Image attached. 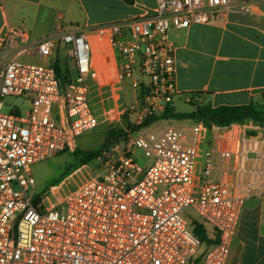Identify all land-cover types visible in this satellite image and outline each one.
Wrapping results in <instances>:
<instances>
[{
	"label": "built area",
	"instance_id": "1",
	"mask_svg": "<svg viewBox=\"0 0 264 264\" xmlns=\"http://www.w3.org/2000/svg\"><path fill=\"white\" fill-rule=\"evenodd\" d=\"M235 5L157 0L153 12L130 19L60 23L32 49L42 57L64 49L76 71L66 80L55 61L10 55L26 33L9 30L0 71V264H190L202 242L188 209L218 234L199 264L227 263L246 201L264 195V125L197 119L189 127L128 129L123 115L141 125L178 95L171 28L207 23ZM126 78L134 92L127 105ZM8 95H29L24 114L19 105L4 112ZM54 105L61 109L57 122ZM104 125L127 133L96 159L99 169L62 194L83 164L39 194L32 166L52 151L74 149L75 137ZM135 147L148 165L133 155Z\"/></svg>",
	"mask_w": 264,
	"mask_h": 264
},
{
	"label": "crops",
	"instance_id": "2",
	"mask_svg": "<svg viewBox=\"0 0 264 264\" xmlns=\"http://www.w3.org/2000/svg\"><path fill=\"white\" fill-rule=\"evenodd\" d=\"M234 2L223 17L169 31L176 45L178 95H185L187 101L201 92L215 106L254 102L264 107V0ZM156 4L157 0L132 4L124 0H0V71L2 43L10 29L26 33L12 45L10 55L35 61L29 63L51 64L57 58L60 61L63 50L42 57L32 45L52 34L60 23L130 19L153 12ZM194 64L204 67L203 74L208 76L196 78ZM263 199L264 195L246 201L226 264H264Z\"/></svg>",
	"mask_w": 264,
	"mask_h": 264
},
{
	"label": "rangeland",
	"instance_id": "3",
	"mask_svg": "<svg viewBox=\"0 0 264 264\" xmlns=\"http://www.w3.org/2000/svg\"><path fill=\"white\" fill-rule=\"evenodd\" d=\"M67 24H73V25H84L80 23H67ZM25 62H35L32 59L25 58L23 59ZM60 63L64 68L68 67L70 70V74L72 76L75 75V69L73 67L72 61L69 60V65L67 64L68 61H66L64 56V49L62 51ZM193 72L194 76L197 78V75L203 74V72L206 70L204 67L199 66L197 64H194L193 66ZM208 73H204L202 76H199L198 78H206ZM131 79L126 78L122 83V100L125 103V105L129 104L133 101L134 92L132 90V87L130 85ZM29 95H8L6 97V106L4 108V112H9L12 110V105H19L21 106L22 113L28 109V103L26 102ZM208 100L206 98H203V94L201 92L194 93L193 97L190 98V101L186 100L185 95H176L172 105L175 107L177 111H184L189 112L193 111L198 105L207 103ZM264 103V99H263ZM61 115V109L59 106L54 105L52 109V119L54 121H59ZM123 123L124 125L130 124V115L128 113H125L123 115ZM195 119L193 118H170V119H162L157 121L156 123H153L149 125L148 127H157L158 125H177V126H186L189 127L194 123ZM248 123H254L252 121H248ZM112 129H115L116 127H111ZM111 128H108L107 125L104 126H98L96 128H93L85 133H83L80 136H77L74 138L75 142V148H81L84 150H92L99 148L107 139L109 130ZM128 129H133V126H128ZM74 148V149H75ZM133 155L136 157V159L143 165H148L151 162V159L148 158L144 151L140 148L135 147ZM76 163V159L73 156V149L57 152L52 151L45 159L42 161L34 164L32 166L33 175L36 180V186L37 191L39 194H43L46 191H49L52 184L55 180H59V178H62L66 174H68L70 171L68 168H70L72 165ZM88 166L85 168H82L80 171H78L74 176H71L68 181V184H65L62 190V194H64L69 189L76 188L80 183H82L83 180L86 179V177L90 176V174H93L97 169H99V162L96 159H93L89 161ZM263 206H264V199H263ZM188 212H190L191 215H193L192 209H188Z\"/></svg>",
	"mask_w": 264,
	"mask_h": 264
},
{
	"label": "trees",
	"instance_id": "4",
	"mask_svg": "<svg viewBox=\"0 0 264 264\" xmlns=\"http://www.w3.org/2000/svg\"><path fill=\"white\" fill-rule=\"evenodd\" d=\"M126 3L132 4L134 0H124ZM55 69L59 77L63 80L68 79L69 70L64 68L57 58L54 62ZM170 118H193L203 119L207 124H219L225 125L234 121L248 122L253 121L264 125V107L258 106L254 102H249L245 104H221L213 105L211 102H207L198 105L193 111H177L172 104H169L165 111L161 115L147 117L141 125H133V129H138L141 127H147L156 121L162 119ZM132 126L131 124H129ZM128 125V126H129ZM111 127H116L112 129ZM109 130L106 141L97 149L84 150L81 148L73 149V156L76 159V163L68 168L69 171L76 169L83 164H87L93 159H97L105 148L110 144L119 142L126 138V130L118 127L111 126ZM60 180V178H59ZM58 179L54 181L53 184L59 181ZM189 224L192 232L201 240L202 246L200 252L197 256L191 259L190 264H199L203 254L218 241V234L209 227L204 220L196 215L189 216Z\"/></svg>",
	"mask_w": 264,
	"mask_h": 264
}]
</instances>
